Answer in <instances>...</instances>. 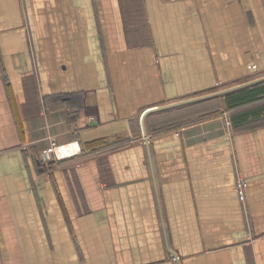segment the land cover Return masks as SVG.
I'll use <instances>...</instances> for the list:
<instances>
[{"label":"crops","instance_id":"crops-1","mask_svg":"<svg viewBox=\"0 0 264 264\" xmlns=\"http://www.w3.org/2000/svg\"><path fill=\"white\" fill-rule=\"evenodd\" d=\"M260 71L264 0H0V264H264V120L129 128Z\"/></svg>","mask_w":264,"mask_h":264},{"label":"trees","instance_id":"trees-1","mask_svg":"<svg viewBox=\"0 0 264 264\" xmlns=\"http://www.w3.org/2000/svg\"><path fill=\"white\" fill-rule=\"evenodd\" d=\"M223 97L234 128L253 125L264 120V82L227 93ZM221 112V110L208 111L199 118L185 123L200 121Z\"/></svg>","mask_w":264,"mask_h":264},{"label":"rangeland","instance_id":"rangeland-1","mask_svg":"<svg viewBox=\"0 0 264 264\" xmlns=\"http://www.w3.org/2000/svg\"><path fill=\"white\" fill-rule=\"evenodd\" d=\"M263 75H264V72H262V71L255 72L254 75L252 76V79L258 78V77L263 76ZM252 79H249V80H252ZM245 81H248V80L241 81V83L245 82ZM222 89H224V88H221L220 85H219V86H217L214 89H210L209 91L197 94V95H195L193 97L200 96V95H205V94L212 93V92H215V91H219V90H222ZM189 98H191V97H189ZM189 104H192V106H194V107L193 108H189V109L185 108L186 109L185 111H183L181 114L177 115V117L175 116V118H176L175 120H177V121L180 120L179 122L185 123L188 120L199 118L201 115H203L204 113H206L208 111L222 110V108H226L223 96H218V97H214V98H211V99H206V100H203V101H197V102H193V103H189ZM189 104H187V105H189ZM163 121H164V119L161 117L159 119V123L161 125H163V123H162ZM129 128H131L130 129L131 133H132L131 134L132 135L131 138L140 141L142 139V133H141V130L139 128V120H138V118H133L132 119V123H130ZM65 159H67V158H64V160Z\"/></svg>","mask_w":264,"mask_h":264},{"label":"water","instance_id":"water-1","mask_svg":"<svg viewBox=\"0 0 264 264\" xmlns=\"http://www.w3.org/2000/svg\"><path fill=\"white\" fill-rule=\"evenodd\" d=\"M261 82H264V75L260 76L258 78L252 79V80H248V81H245V82L224 88V89L219 90V91H215L212 93L205 94V95L186 98V99H183L180 101H175V102L164 104V105H155V106L147 108L142 113V116H141V130H142V135L144 138L145 146L147 148L149 160L151 161V157H150V149H149L148 130H147V125H146V117L148 116V114L153 113V112H157V111L166 110V109L173 108V107H177V106H181V105H185V104H189V103H193V102H197V101H203L206 99H211L214 97L223 96L227 93H230V92H233L236 90H240L242 88H245V87L257 84V83H261ZM171 253L174 254L173 252H171ZM175 257H176V261H178V257L177 256H175Z\"/></svg>","mask_w":264,"mask_h":264},{"label":"built area","instance_id":"built-area-1","mask_svg":"<svg viewBox=\"0 0 264 264\" xmlns=\"http://www.w3.org/2000/svg\"><path fill=\"white\" fill-rule=\"evenodd\" d=\"M90 120H93V118H91ZM70 145H76L77 149L68 153H62L60 151L61 147L70 146ZM80 152H81V146L77 141H70L64 144H59L55 140H51L49 145L42 150L41 160L43 162L61 160L64 158L74 156ZM247 186H248L247 181L243 177H239L237 180V184L235 186V190L240 193H245Z\"/></svg>","mask_w":264,"mask_h":264},{"label":"bare ground","instance_id":"bare-ground-1","mask_svg":"<svg viewBox=\"0 0 264 264\" xmlns=\"http://www.w3.org/2000/svg\"><path fill=\"white\" fill-rule=\"evenodd\" d=\"M75 149H77L76 145H70V146L61 147L60 151L62 153H68V152L74 151Z\"/></svg>","mask_w":264,"mask_h":264}]
</instances>
